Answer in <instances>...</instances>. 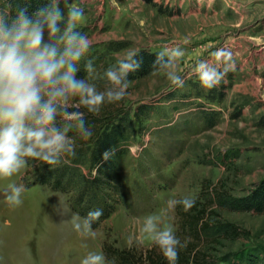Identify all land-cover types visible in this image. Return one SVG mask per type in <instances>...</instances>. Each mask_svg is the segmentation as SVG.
<instances>
[{
    "label": "rangeland",
    "instance_id": "1",
    "mask_svg": "<svg viewBox=\"0 0 264 264\" xmlns=\"http://www.w3.org/2000/svg\"><path fill=\"white\" fill-rule=\"evenodd\" d=\"M71 2L85 9L79 27L94 41L90 55L101 89L104 70L133 47H182L178 68L185 83L173 86L158 68L129 78L130 95L94 113L123 108L131 119L118 177L122 203L94 228V238L74 229L76 212L67 194L46 185L26 186L22 203L10 207L5 189L21 174L0 178V264H80L87 251L101 250L104 242L146 248L152 241L141 231L144 217L162 213L169 197H199L204 182L208 188L220 182L229 194L242 196L264 177V0ZM61 7L67 11L63 3ZM222 48L231 51L237 68L221 84L205 89L193 66L199 59L216 61L214 53ZM83 63L78 73L85 76ZM27 167L23 181L24 175L29 178ZM219 213L249 235L232 241L218 235L222 239L210 246L212 252L253 246L264 257V212ZM176 221V208L169 209L163 223L176 229Z\"/></svg>",
    "mask_w": 264,
    "mask_h": 264
},
{
    "label": "clouds",
    "instance_id": "2",
    "mask_svg": "<svg viewBox=\"0 0 264 264\" xmlns=\"http://www.w3.org/2000/svg\"><path fill=\"white\" fill-rule=\"evenodd\" d=\"M84 15V7L69 0H47L32 13L27 6L17 7L14 14L11 0H0V178L22 177L31 160L57 165L75 156L77 136H93L86 114L99 113L105 103L119 102L130 95L128 74L140 67V49L129 48L117 56L103 72L105 86L101 89L95 57L90 55L94 41L79 27ZM183 55L182 47L165 46L154 61L177 88L185 83L183 70L178 68ZM214 55L216 61L199 59L192 69L205 89L221 84L237 68L230 50L217 49ZM81 61L85 76L77 75ZM21 177L10 181L5 189L10 207L22 203L26 185ZM195 202L191 193L171 196L162 213L144 217L141 231L168 264H177L179 249L189 238L181 240L172 223L164 224V214L177 205L187 210ZM102 214L100 207L90 209L83 217L75 213L73 227L82 237L94 238L97 233L92 224ZM80 264L115 262L101 249L87 251Z\"/></svg>",
    "mask_w": 264,
    "mask_h": 264
},
{
    "label": "trees",
    "instance_id": "3",
    "mask_svg": "<svg viewBox=\"0 0 264 264\" xmlns=\"http://www.w3.org/2000/svg\"><path fill=\"white\" fill-rule=\"evenodd\" d=\"M46 2L47 0H11L13 14L21 6H27L29 13H32ZM157 52L158 50L141 49L137 54L141 61L140 67L130 72L128 78L158 69L154 63ZM77 75L83 76L84 73ZM88 116L90 120L87 118V122L93 129V136H77L76 155L57 165L31 160L26 169L29 178L24 175V182L26 186L46 185L54 191L67 194L69 206L82 217L90 209L103 208L102 216L92 224L95 228L110 215L115 204L122 203L119 200L122 196L118 194V177L123 157L127 153V144L122 143L127 139L131 119L123 108L103 115L88 113ZM106 152L107 156L104 155ZM211 188L204 182L200 196L196 197V202L187 210L182 205L176 206L175 231L181 240L189 238L186 246L179 249L177 264H258L264 257L256 247L243 246L231 251H217L215 254L210 246L220 243L222 236L218 235L227 236L231 241L248 237L247 230L222 220L219 210L263 213L264 177L242 196L229 194L220 182ZM208 189L212 191L211 195ZM102 250L115 264H168L153 242L146 248L137 245L118 248L104 242Z\"/></svg>",
    "mask_w": 264,
    "mask_h": 264
}]
</instances>
